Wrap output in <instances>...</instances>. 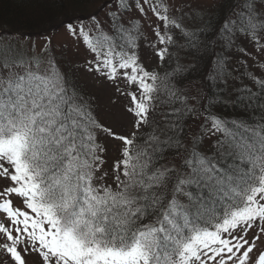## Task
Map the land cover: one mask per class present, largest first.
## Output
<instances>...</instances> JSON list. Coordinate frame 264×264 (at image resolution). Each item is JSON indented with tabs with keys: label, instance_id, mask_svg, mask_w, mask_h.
Listing matches in <instances>:
<instances>
[{
	"label": "snow or ice",
	"instance_id": "1",
	"mask_svg": "<svg viewBox=\"0 0 264 264\" xmlns=\"http://www.w3.org/2000/svg\"><path fill=\"white\" fill-rule=\"evenodd\" d=\"M65 28L82 58L0 33V264H264V0H101Z\"/></svg>",
	"mask_w": 264,
	"mask_h": 264
},
{
	"label": "rangeland",
	"instance_id": "2",
	"mask_svg": "<svg viewBox=\"0 0 264 264\" xmlns=\"http://www.w3.org/2000/svg\"><path fill=\"white\" fill-rule=\"evenodd\" d=\"M203 3L207 5H212L213 3H221V0H202ZM101 3V0H92L87 3H77L75 7L69 8L66 13L68 14V17L65 18V15L62 14L63 18L59 22L55 24L54 27H51L48 29V26L46 27L47 30L43 31L42 33H26V32H16V34H26L30 39L21 41V43H27L29 45L35 44L37 49L41 45L45 43L43 36L49 35L52 38V46L56 50L57 55L63 51V54L68 59H77L83 57V52L79 53V57L77 55V46L74 44V42L68 37L65 24L67 21L71 20L74 16H84L88 12L93 11L95 7ZM65 18V20H64ZM14 33L13 29L7 25L0 26V33ZM7 39H12V37L8 36ZM141 55L145 57V62H151L152 64H155V59L151 57L150 53L142 50ZM191 59V58H189ZM185 64H188V61H184ZM188 67H191L190 64H188ZM194 75H197V71L193 72ZM201 75V73H199ZM198 74V75H199ZM83 82L87 88V90L95 93L97 99V103L99 105V110L101 113V116L105 119L109 118L110 116V110L112 108L110 102H109V96L110 91L102 86H100L95 80H93L91 77L83 76L82 77ZM193 86H195L199 78L196 79H189ZM247 83V81H246ZM195 103V101H193ZM111 155V153H110Z\"/></svg>",
	"mask_w": 264,
	"mask_h": 264
},
{
	"label": "trees",
	"instance_id": "3",
	"mask_svg": "<svg viewBox=\"0 0 264 264\" xmlns=\"http://www.w3.org/2000/svg\"><path fill=\"white\" fill-rule=\"evenodd\" d=\"M89 1L92 0H0V26L7 25L14 33H42L47 26L49 29L62 20V14L67 18L69 8ZM221 3L227 10L230 0H221ZM204 70V62H201L197 75L192 73L189 79L200 78Z\"/></svg>",
	"mask_w": 264,
	"mask_h": 264
}]
</instances>
